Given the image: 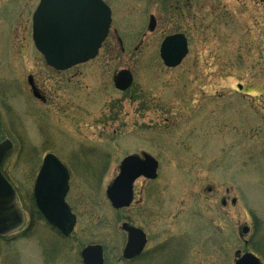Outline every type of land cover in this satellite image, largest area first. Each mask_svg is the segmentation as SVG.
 <instances>
[{
    "label": "rangeland",
    "instance_id": "obj_1",
    "mask_svg": "<svg viewBox=\"0 0 264 264\" xmlns=\"http://www.w3.org/2000/svg\"><path fill=\"white\" fill-rule=\"evenodd\" d=\"M39 2L0 0V143L14 144L2 169L19 187L26 216L0 238V264H82L90 244L104 246L106 264H125L123 221L147 233L150 264L157 257L154 264H234L238 251H257L264 264L263 6L182 0V18L163 6L150 33L149 4L114 0L118 34L112 29L95 60L58 73L33 43ZM175 30L186 34L189 54L168 69L159 49ZM123 69L134 75L126 92L113 83ZM30 76L47 103L33 97ZM143 152L159 162L158 178L140 179L134 205L116 211L106 189L122 160ZM48 153L72 174L77 223L69 238L42 218L29 222L26 207Z\"/></svg>",
    "mask_w": 264,
    "mask_h": 264
},
{
    "label": "water",
    "instance_id": "obj_2",
    "mask_svg": "<svg viewBox=\"0 0 264 264\" xmlns=\"http://www.w3.org/2000/svg\"><path fill=\"white\" fill-rule=\"evenodd\" d=\"M264 2V0H262ZM111 11L102 0H41L33 15V41L47 65L57 71H66L97 57L111 25ZM155 30L151 20L149 31ZM188 54V42L184 35L166 38L160 49V57L167 68H176ZM29 82L33 84L30 77ZM133 83L132 74L122 70L114 77L115 88L127 91ZM36 96L37 93L34 89ZM12 143L0 144V236H6L24 223V215L17 204L16 191L3 176L1 164L11 151ZM159 163L150 155L126 157L120 165L117 178L106 190V196L115 210L130 207L133 201V185L144 177L155 180ZM69 172L52 154L43 161L34 187L36 206L44 219L63 236H70L76 225V216L65 201L69 190ZM236 201L234 200L233 203ZM128 234L124 259L140 256L146 246L145 233L123 224ZM249 229L244 227L243 234ZM83 264H104L101 245H89L81 252ZM235 264H261L251 253L239 258Z\"/></svg>",
    "mask_w": 264,
    "mask_h": 264
},
{
    "label": "flooded vegetation",
    "instance_id": "obj_3",
    "mask_svg": "<svg viewBox=\"0 0 264 264\" xmlns=\"http://www.w3.org/2000/svg\"><path fill=\"white\" fill-rule=\"evenodd\" d=\"M105 3H106V5L110 8V10H111V14H112V22H111V25H110V31H109V34H108V37H107V39L109 38V36L113 33L114 35H117L118 34V31L116 30V29H113V25H114V22H115V15H116V6L114 5V3H113V1L114 0H103ZM129 3H137V4H149V12L146 14V16H147V18H148V25H147V29H148V31H149V25H150V23H151V20L153 19L154 20V23H155V30H156V28H157V26H158V21H159V19H157L156 18V16H158V10L157 9H159V8H161V9H164V7H165V10L167 9V10H173V12H175L174 14H178V17H179V19H181L182 18V15H183V9H184V4L182 3V0H127ZM257 2H259L262 6H263V8H264V2L263 1H261V0H256ZM170 3V4H169ZM169 4V5H168ZM164 6V7H163ZM112 29H113V32H112ZM155 30L153 31V32H155ZM112 32V33H111ZM150 32V31H149ZM153 32H150V33H153ZM175 35H184L185 36V38L187 39V42H188V47H189V41H188V38H187V36H186V34L184 33V32H182V31H178V30H175L174 32H171V33H169L168 35H166L163 39H162V41H161V44H160V48H161V45H162V43H163V41L166 39V38H168V37H170V36H175ZM107 39H106V41H105V43L103 44V46H102V49L104 48V46H106V42H107ZM117 40H118V44H119V46H120V50H121V52L122 53H124L125 52V47H124V43H123V41L121 40V38H119V37H117ZM101 49V50H102ZM100 50V51H101ZM136 51H138V49H136ZM159 55H160V49H159ZM184 62V61H183ZM182 62V63H183ZM182 63H181V65H182ZM180 65V66H181ZM81 66V65H80ZM79 66H76V67H74V68H72V69H70V70H68V71H65V72H70V71H73V70H75L76 68H78ZM178 68V67H177ZM126 70H128L131 74H132V77H133V81H134V75H133V73L131 72V70H129V69H126ZM56 72H58V71H56ZM58 73H63V72H58ZM115 76V75H114ZM32 78V80H33V84H31L30 82H29V78ZM29 78H28V84H29V86H30V88H31V93H32V95H33V97L37 100V101H39L41 104H45V103H47V101H48V99L46 98V96L43 94V92L40 90V88L38 87V85L35 83V80H34V78L32 77V76H30ZM34 89H35V91H36V93H37V95L38 96H36L35 95V93H34ZM10 142L12 143V149H11V151L13 150V148H14V144H13V142L10 140ZM11 151H10V153H11ZM9 153V154H10ZM145 152H143V153H141V154H139V155H142V154H144ZM9 154L7 155V157L9 156ZM48 154H53V153H48ZM47 155V154H46ZM53 155H55V154H53ZM136 155H138V154H136ZM56 156V155H55ZM6 157V158H7ZM57 157V156H56ZM5 158V159H6ZM58 158V157H57ZM59 159V158H58ZM60 160V159H59ZM61 161V160H60ZM62 162V161H61ZM42 164H43V161H42ZM42 164H41V166H40V168H39V170H38V173H37V176H36V178H35V181H34V186H35V183H36V180H37V177H38V175H39V172H40V169H41V167H42ZM62 164L68 169V172H69V176H70V179H69V190H68V193H67V195H66V198H65V201H66V203L68 204V206L70 207V209H71V211H72V213L74 214V212H73V210H72V207H71V205L69 204V202H68V196H69V193H70V190H71V179H72V174H71V170H70V168L67 166V165H65L63 162H62ZM3 165V164H2ZM1 172H2V174L4 175V177L10 182V184L14 187V189H15V191H16V194H17V198H18V200H19V197H20V192H19V187H17L16 186V184H14V182L10 179V177L7 175V174H5L4 173V171H3V169H2V166H1ZM140 179H142V180H144V181H146V182H153V181H151V180H147V179H145L144 177H141V178H139L138 180H136L135 181V183H134V185H133V201H132V204L130 205V207L131 206H133L134 205V203L136 202V195H137V191H136V184H137V182L140 180ZM33 190H34V187H33ZM226 204H227V202H226V200H223L222 201V205L223 206H226ZM233 204H235V203H233ZM29 205V206H28ZM28 207H26V209H29V211H30V209L32 208V207H35V210H36V212L39 214V211H38V208H37V206H36V202H35V198H34V195H33V192H32V194H31V196H30V198H29V202H28ZM130 207H128V208H126V209H129ZM20 208H21V210L24 212V210H23V208L20 206ZM126 209H122V210H119V211H123V210H126ZM120 213V212H119ZM24 214H25V212H24ZM30 214V213H29ZM31 215V214H30ZM29 215V222H30V226L31 225H33L35 222L33 221V218L31 217ZM40 215V214H39ZM76 215V214H75ZM25 219H26V216H25ZM76 219H77V216H76ZM124 223H126V224H128L129 226H132V227H134V228H137V229H140V230H142L144 233H145V235H146V239H147V243H146V246H145V248H144V250H143V252H142V254L140 255V256H137V257H135V258H133V259H131V260H126V259H124V255H123V253H124V249H125V247H126V244H127V241H128V236H127V234L124 232V234L126 235V243H125V246L123 247V249H122V252H121V257L119 258L120 259V261L121 262H123V263H125V264H150L149 262H147L148 261V257H147V254H148V249H147V247H148V245H149V239H148V235H147V233L145 232V230L144 229H142L141 227H139V226H135V225H133V224H131L130 222H128V221H123L122 222V225L124 224ZM250 233V229H249V231H248V233L247 234H245V236L246 235H248ZM63 238V237H62ZM247 253H251V254H253L254 256H256L258 259H259V261L261 262V260H260V258H259V255H258V253H257V251H256V253H254V252H249V251H247V252H244V253H242L241 251H238V252H236V259H235V263H236V261L239 259V258H241L242 256H244L245 254H247ZM170 255L171 254V252L169 251V252H167V253H165V254H163L162 255V257H164V255ZM158 258V257H157ZM157 258H155V259H153L152 261H154V262H157L156 260H157ZM108 259V258H107ZM169 259H167L165 262H163V263H161V264H165L167 261H168ZM150 261V260H149ZM151 261V262H152ZM104 262H105V264H106V258H105V256H104ZM154 262H153V264H154ZM158 263H160L159 261H158ZM234 263V264H235ZM83 264V263H82ZM261 264H262V262H261Z\"/></svg>",
    "mask_w": 264,
    "mask_h": 264
},
{
    "label": "trees",
    "instance_id": "obj_4",
    "mask_svg": "<svg viewBox=\"0 0 264 264\" xmlns=\"http://www.w3.org/2000/svg\"><path fill=\"white\" fill-rule=\"evenodd\" d=\"M29 212L34 222H36L35 219L40 220L41 216L36 212L35 207H32Z\"/></svg>",
    "mask_w": 264,
    "mask_h": 264
}]
</instances>
